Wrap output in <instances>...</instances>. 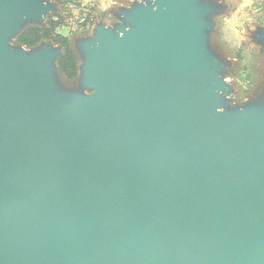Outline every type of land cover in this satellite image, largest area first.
<instances>
[{"label":"water","instance_id":"obj_1","mask_svg":"<svg viewBox=\"0 0 264 264\" xmlns=\"http://www.w3.org/2000/svg\"><path fill=\"white\" fill-rule=\"evenodd\" d=\"M192 2L142 11L151 37L100 41L93 103L64 104L49 53L2 55L44 8L0 0V264H264V124L211 130Z\"/></svg>","mask_w":264,"mask_h":264},{"label":"clouds","instance_id":"obj_2","mask_svg":"<svg viewBox=\"0 0 264 264\" xmlns=\"http://www.w3.org/2000/svg\"><path fill=\"white\" fill-rule=\"evenodd\" d=\"M44 9L40 17L42 23H26L23 30L10 40V50H20L31 54L38 49H25L18 46L16 38L29 29H52L55 34L66 40L86 41L95 38L101 28L105 31L117 30L118 26L125 31L116 32L120 39L125 38L126 32L132 31L131 26L125 25L124 11H131L135 6L144 9L151 8L153 13L161 11L163 0H93L84 4L81 0H39ZM205 3L215 5L219 11L211 17L210 30L207 33V46L211 51L210 57L214 67L210 69L215 77L213 86L217 95L225 101L224 107H218L217 113L223 115L228 108H238L243 112L251 102L264 96V0H205ZM164 7V11H167ZM24 21L28 16L23 17ZM255 36V39H254ZM97 48L101 46L97 41ZM61 56L55 62L61 84L68 90L80 86L84 59L77 48L79 78L78 82H69L62 74L59 61L64 55L62 45ZM84 96L91 98L96 94Z\"/></svg>","mask_w":264,"mask_h":264},{"label":"rangeland","instance_id":"obj_3","mask_svg":"<svg viewBox=\"0 0 264 264\" xmlns=\"http://www.w3.org/2000/svg\"><path fill=\"white\" fill-rule=\"evenodd\" d=\"M39 6H42L39 0H29ZM191 7L194 11H196L200 16L201 20H205L206 26L200 30L201 38L198 42V49L202 59V63L209 67L210 69L214 67L211 62V51L207 46V33L210 30V20L213 15L219 11V9L209 3H205V0H192ZM84 4H90L93 0H81ZM151 11V8L144 9L142 6H135L131 11H124L123 16L125 17V25L131 26L132 31L131 34H139L147 37H151L155 34L152 30L144 29L141 25L138 24V18L142 11ZM47 9H44V13ZM42 14L28 16V20L24 21V16L16 17L15 21V29L11 33L10 36H7L3 40V51L2 55L10 58H24L29 60V62H33L39 55L49 53L51 57V61L49 63L48 68V79H49V87L46 88L47 93L52 97L62 101L63 103L66 102L67 104H75L80 100L88 101V103H93V100L96 94L91 98L84 96V91H87L86 95H93L95 89L89 81V76L91 73L92 62L94 59V51L97 50L96 42L107 40L108 42L114 43L117 47H120L122 44V40L120 39L116 32L118 31H125L124 27L118 26L117 30L105 32L102 28L97 31L95 34V38L86 41H79L78 43L70 40H66L64 37L55 34L54 30L52 29H29V30H47L49 31L48 37L40 39L35 45L27 46L18 42V39L24 35L27 31L22 32L17 38L15 43L25 49H38L31 54H24L20 50L12 51L10 50L9 43L13 36L20 33L23 28L25 27L26 23H42L41 17ZM202 17V18H201ZM197 16L195 17L196 20ZM207 22V23H206ZM28 30V31H29ZM128 32H126L127 34ZM129 34V33H128ZM36 39V38H33ZM255 39V36H254ZM258 43L264 44V40L258 41ZM57 45H62L64 49V55L62 56L61 60L59 61L60 70L63 75H65L69 82L76 83L78 82L79 78V69H78V58H77V51L78 48L80 53L84 59V66L82 69L83 75L81 79L80 86L74 90L66 89L60 82V79L57 74V69L55 67V62L61 56L59 50L54 49ZM70 53L76 60L74 65L75 67V75L70 77L68 76V69H71L72 66L69 65V62L64 60L65 57L70 56ZM120 58H124L122 54H120ZM71 64V63H70ZM66 67V69L64 68ZM212 83L215 79L213 76ZM96 90V89H95ZM209 96L212 99V110H211V124L213 132L220 136H226L234 131H237L240 127L242 119L248 116H254L257 119L261 120L264 124V96H261L259 99L251 102L248 106H246L245 110L241 112L238 108H228L223 115L217 113L216 109L218 107H224L225 101L222 97L217 95V88L211 89L208 92ZM65 104V103H64Z\"/></svg>","mask_w":264,"mask_h":264},{"label":"trees","instance_id":"obj_4","mask_svg":"<svg viewBox=\"0 0 264 264\" xmlns=\"http://www.w3.org/2000/svg\"><path fill=\"white\" fill-rule=\"evenodd\" d=\"M49 34V31L47 30H29L24 35H22L18 42L27 46H33L35 45L40 39L47 38ZM36 38V39H33ZM66 62H69V65L72 66L71 69H68V76L72 77L75 75V63L76 60L73 57V55L70 53V56H67L64 58ZM71 63V64H70ZM66 69V67H64Z\"/></svg>","mask_w":264,"mask_h":264}]
</instances>
